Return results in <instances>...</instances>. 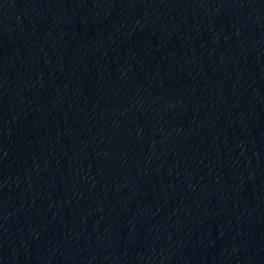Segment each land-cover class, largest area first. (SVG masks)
<instances>
[{
	"label": "water",
	"instance_id": "water-1",
	"mask_svg": "<svg viewBox=\"0 0 264 264\" xmlns=\"http://www.w3.org/2000/svg\"><path fill=\"white\" fill-rule=\"evenodd\" d=\"M0 264H264V0H0Z\"/></svg>",
	"mask_w": 264,
	"mask_h": 264
}]
</instances>
